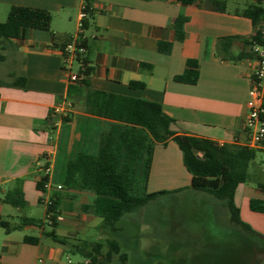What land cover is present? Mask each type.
Masks as SVG:
<instances>
[{"label": "crops", "instance_id": "crops-1", "mask_svg": "<svg viewBox=\"0 0 264 264\" xmlns=\"http://www.w3.org/2000/svg\"><path fill=\"white\" fill-rule=\"evenodd\" d=\"M224 1L222 12L210 0H89L88 13L87 0H0V21L7 19L12 6L45 9L52 15L49 31L31 29L25 38L0 45V218L13 227L6 231L0 226V264H74V245L107 238L100 230L102 217L93 212L96 194L65 185L68 163L80 153L96 155L102 134L116 122L88 112L78 91L83 80L94 90L161 104L174 119L171 129L176 135L245 145L247 100L259 61L257 56L224 58L218 43L225 36H240L232 53L248 52L242 39L251 38L264 24L254 26L241 14L246 7L230 9ZM83 8L86 15L81 18ZM180 16L187 18L183 39L177 37L175 25ZM74 37L83 40L90 73L85 75L74 63L72 72L80 79L72 82L61 49ZM161 42L171 43L168 52L159 50ZM189 60L198 62L199 78L193 84L176 79ZM23 76L25 84H17ZM131 82L145 86L132 87ZM65 100L72 103L70 111L55 114L54 107ZM255 149L261 157L256 154L253 165L264 171V142ZM44 177V190H39L37 183ZM191 181L178 144L157 143L146 191L191 188ZM18 186L21 207L5 201ZM252 199L264 201V191L254 182L239 184L234 202L240 217L264 237V213L252 210ZM48 202L57 204L55 226L47 214ZM90 229L97 231L95 240L86 238ZM52 231L67 237V243L54 240L48 235ZM28 236L38 241L27 242Z\"/></svg>", "mask_w": 264, "mask_h": 264}, {"label": "trees", "instance_id": "trees-1", "mask_svg": "<svg viewBox=\"0 0 264 264\" xmlns=\"http://www.w3.org/2000/svg\"><path fill=\"white\" fill-rule=\"evenodd\" d=\"M184 4H192L195 0H179ZM248 5L241 14L252 20L254 26L264 24V6ZM89 0L85 11L91 13ZM211 5L219 11L226 10V1L210 0ZM52 15L50 11L25 6H12L7 19L0 21V45L5 40L23 39L31 29L49 31ZM187 18L180 16L176 19L177 37L185 36L184 23ZM240 36H225L220 38L218 51L227 59L236 60L257 56L253 52L254 45H264V29L258 28L249 39H242L244 48L250 51L232 53L231 47ZM171 43H159L161 52H168ZM187 69L176 79L186 83H196L199 78L197 60H189ZM85 67L81 70L85 75L90 73L85 59ZM25 77H21L17 84L24 85ZM132 87L143 88V82H131ZM82 86V87H81ZM84 86V87H83ZM84 94L88 112L110 118L116 122L112 128L102 134L100 148L96 155L80 153L70 161L65 175V185L75 189H87L96 194L93 212L102 217L100 230L104 234H115L120 229L119 223L123 218L137 212L159 194L168 193L147 192L146 183L150 175L154 148L157 143L166 144L175 141L183 154V162L192 175L191 188L202 190L215 198H222L224 206L230 212V219L243 229L255 232L242 221L240 210L234 202V193L241 183L254 182L264 191V171L253 165L257 150L246 145L218 144L210 139L191 135H176L171 129L174 119L167 115L161 104L139 98L123 96L90 88L85 80L78 87ZM64 117L63 121H67ZM47 178H42L37 187L44 190ZM5 201L14 206H24V199L20 186L8 193ZM252 210L264 213V201L252 199ZM57 204L47 205V214L55 226L57 223ZM26 222L35 220L26 219ZM0 226L11 231L10 223L0 218ZM260 237L262 244L264 237ZM54 240L66 244L67 237H59L54 231L48 233ZM27 242L36 243L37 237H25ZM108 245L106 253H102L104 245ZM76 253L82 254L88 262L86 264H109L115 255H119L124 263L127 253L121 252V245L115 238L102 241H82L74 245Z\"/></svg>", "mask_w": 264, "mask_h": 264}, {"label": "rangeland", "instance_id": "rangeland-1", "mask_svg": "<svg viewBox=\"0 0 264 264\" xmlns=\"http://www.w3.org/2000/svg\"><path fill=\"white\" fill-rule=\"evenodd\" d=\"M258 3L228 0V7ZM260 4L264 6V0ZM257 156L261 157L260 151ZM164 190L168 193L126 215L117 233L105 234L117 239L121 252L127 253L124 263L115 255L109 264H264V243L256 231L249 232L230 219L222 198L183 185L151 192ZM96 234L90 229L86 238L95 240ZM107 250L105 244L102 253ZM70 258L74 264L86 259L80 253H71Z\"/></svg>", "mask_w": 264, "mask_h": 264}, {"label": "built area", "instance_id": "built-area-1", "mask_svg": "<svg viewBox=\"0 0 264 264\" xmlns=\"http://www.w3.org/2000/svg\"><path fill=\"white\" fill-rule=\"evenodd\" d=\"M85 15L86 13L83 8L80 17L84 18ZM252 50L257 54L259 65L251 76V87L247 100L248 112L245 121V130L247 133L245 145L255 149L260 147L264 142V45H254ZM85 54L86 47L83 40L79 37L70 39L61 49L62 65L69 72L70 81L75 82L80 79L79 73L72 72V66L74 63H79L80 69L83 70L86 66ZM71 108L72 103L65 100L54 107V113L65 115ZM45 172L49 174L50 167H46Z\"/></svg>", "mask_w": 264, "mask_h": 264}]
</instances>
